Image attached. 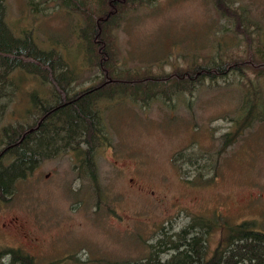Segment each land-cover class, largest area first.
<instances>
[{
    "label": "rangeland",
    "instance_id": "rangeland-1",
    "mask_svg": "<svg viewBox=\"0 0 264 264\" xmlns=\"http://www.w3.org/2000/svg\"><path fill=\"white\" fill-rule=\"evenodd\" d=\"M230 2L246 10L264 36V0ZM5 4L14 30L31 28L42 47L63 51L75 74L72 90L99 80V71L83 58L81 15L62 0ZM231 23L213 0L138 5L113 30L117 63L164 74L217 51L238 50L241 42ZM253 85L264 97V76L253 77ZM250 86L245 77L229 74L169 100H102L105 137L94 153V175L71 150L39 160L16 180L8 198L0 199V251L18 248L36 264H93L96 257L121 264L122 259L143 256L148 241L163 230L179 229L194 215L216 219L211 247L225 232L224 219L254 220L264 230V120L238 134L231 119ZM34 89L50 93L51 84L18 71L3 84L0 148L3 126L34 120V109L29 110V91ZM227 131L235 133L231 142H224ZM180 150L202 154L200 162L214 165L198 167L181 160L184 172L173 160ZM9 160L3 158L4 163ZM0 255V263L8 260Z\"/></svg>",
    "mask_w": 264,
    "mask_h": 264
},
{
    "label": "trees",
    "instance_id": "trees-1",
    "mask_svg": "<svg viewBox=\"0 0 264 264\" xmlns=\"http://www.w3.org/2000/svg\"><path fill=\"white\" fill-rule=\"evenodd\" d=\"M151 1L154 0H62L64 7L82 16L78 36L83 58L100 73L97 82L72 90L75 74L63 51L54 45L42 47L31 28L14 30L6 19L5 0H0V96L3 84L14 71L34 75L51 84L50 93L41 95L37 89L29 91V110L34 109L32 122L7 124L1 129L4 144L0 148V199L8 198L16 180L28 175L39 160L64 151H74L84 168L94 175V153L105 137L100 106L104 99L130 97L140 103L157 97L169 100L173 95L192 92L206 80L235 74L251 84L241 99L238 113L231 117L238 134L255 121L264 120V97L259 86L253 85V77L264 76V36L257 21L240 6L234 7L230 0H213V3L221 16L232 20L231 30L241 42L238 50L217 51L164 74L147 67L119 66L113 30L130 10ZM223 135L224 142L235 139L234 132ZM200 155L180 150L173 160L180 167L181 160L198 167L214 165L209 161L200 162ZM8 156L10 160L4 163L3 158ZM222 222L225 232L214 247L210 246L209 236L216 219L194 215L179 229L163 230L148 241L143 256L122 259L120 263L264 264V230L250 219ZM0 254L8 255V260L0 264H36L33 256L18 248L8 247ZM90 262L117 264L119 260L96 257Z\"/></svg>",
    "mask_w": 264,
    "mask_h": 264
}]
</instances>
